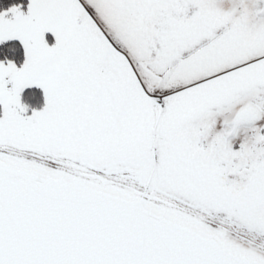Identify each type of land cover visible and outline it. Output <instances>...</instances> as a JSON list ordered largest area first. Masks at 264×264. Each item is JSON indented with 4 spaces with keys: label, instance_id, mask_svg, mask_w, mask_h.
<instances>
[{
    "label": "snow or ice",
    "instance_id": "6c2138e0",
    "mask_svg": "<svg viewBox=\"0 0 264 264\" xmlns=\"http://www.w3.org/2000/svg\"><path fill=\"white\" fill-rule=\"evenodd\" d=\"M0 264H264V0H0Z\"/></svg>",
    "mask_w": 264,
    "mask_h": 264
}]
</instances>
